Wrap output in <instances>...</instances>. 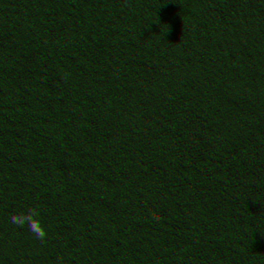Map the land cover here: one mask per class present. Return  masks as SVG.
Instances as JSON below:
<instances>
[{"label": "trees", "instance_id": "obj_1", "mask_svg": "<svg viewBox=\"0 0 264 264\" xmlns=\"http://www.w3.org/2000/svg\"><path fill=\"white\" fill-rule=\"evenodd\" d=\"M261 234L264 0H0V264H264Z\"/></svg>", "mask_w": 264, "mask_h": 264}, {"label": "clouds", "instance_id": "obj_2", "mask_svg": "<svg viewBox=\"0 0 264 264\" xmlns=\"http://www.w3.org/2000/svg\"><path fill=\"white\" fill-rule=\"evenodd\" d=\"M10 223L17 227H27L34 237L43 242L47 236L40 220V212L36 207H28L24 211L13 213L9 218ZM264 236V234H261Z\"/></svg>", "mask_w": 264, "mask_h": 264}]
</instances>
